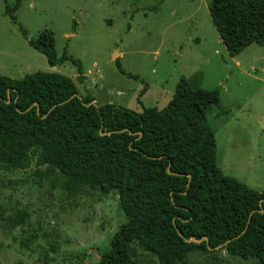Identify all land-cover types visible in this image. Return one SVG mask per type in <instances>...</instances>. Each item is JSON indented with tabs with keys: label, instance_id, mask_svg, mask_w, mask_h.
<instances>
[{
	"label": "rangeland",
	"instance_id": "1",
	"mask_svg": "<svg viewBox=\"0 0 264 264\" xmlns=\"http://www.w3.org/2000/svg\"><path fill=\"white\" fill-rule=\"evenodd\" d=\"M14 1L0 0V74L15 79L38 70L58 72L97 104L136 112L163 107L179 78L191 89L216 88L218 102L206 111L215 163L247 187L264 188V49L251 43L229 55L216 43L206 0H20L12 23L4 6ZM43 29L52 34L56 57L65 51L80 61L82 82L70 62L51 67L28 45ZM58 184L56 173L33 159L25 169L0 168V264H96L108 249L126 219L116 192L84 187L68 193ZM18 210L26 215L13 225ZM128 264L156 259L131 243ZM184 264L256 261L214 248L190 251Z\"/></svg>",
	"mask_w": 264,
	"mask_h": 264
},
{
	"label": "trees",
	"instance_id": "2",
	"mask_svg": "<svg viewBox=\"0 0 264 264\" xmlns=\"http://www.w3.org/2000/svg\"><path fill=\"white\" fill-rule=\"evenodd\" d=\"M19 3L4 6L12 23ZM206 5L229 55L251 43L264 49V0H206ZM26 42L49 66L70 62L76 81H83L78 59L65 51L56 57L50 31ZM114 63L123 73L117 57ZM73 93L78 95L70 97ZM90 101L89 92L80 94L58 72L38 70L15 79L0 74V168L25 169L33 159L55 172L59 188L68 193L84 187L116 192L126 219L96 264H128L131 243L150 252L156 264H184L190 251L209 250L204 240L184 239L202 236L211 249L264 264V188L247 187L215 163L206 111L218 102L216 88L191 89L179 78L163 107L139 112ZM25 215L18 210L11 223H22Z\"/></svg>",
	"mask_w": 264,
	"mask_h": 264
},
{
	"label": "water",
	"instance_id": "3",
	"mask_svg": "<svg viewBox=\"0 0 264 264\" xmlns=\"http://www.w3.org/2000/svg\"><path fill=\"white\" fill-rule=\"evenodd\" d=\"M75 95H78V94H77V93H73V94H71L70 97L75 96ZM5 102H9V97H7V99H6ZM89 103H90V104H91V103L94 104L93 101H90ZM34 104L36 105V112H38V111H37V104H36V103H34ZM99 133H100V134H109L110 131H101V130H99ZM167 172H169V171L167 170ZM187 176H188V175H187ZM184 240H185L186 242H191V241H193V242H201L202 240H204V242H205V244H206V248H207V249H211V248L208 246V244H207V239H206L205 236H202L201 238L190 237V238H188V239H184ZM222 244H223V243H222ZM215 248H217V246H216Z\"/></svg>",
	"mask_w": 264,
	"mask_h": 264
},
{
	"label": "crops",
	"instance_id": "4",
	"mask_svg": "<svg viewBox=\"0 0 264 264\" xmlns=\"http://www.w3.org/2000/svg\"><path fill=\"white\" fill-rule=\"evenodd\" d=\"M219 41H220V40L216 41V43L219 44ZM215 50H216V49H215ZM238 64H239V61H238V60H235V65L238 66ZM51 67H52V66H51ZM92 97H93V96H92ZM93 102H94L95 104H97L94 98H93ZM105 102H107V101H105ZM102 103H104V102H102ZM102 103H99V104H102ZM99 104H97V105H99Z\"/></svg>",
	"mask_w": 264,
	"mask_h": 264
}]
</instances>
